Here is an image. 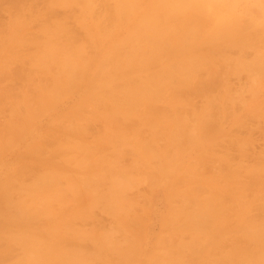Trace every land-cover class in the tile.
Returning a JSON list of instances; mask_svg holds the SVG:
<instances>
[{
  "label": "bare ground",
  "instance_id": "6f19581e",
  "mask_svg": "<svg viewBox=\"0 0 264 264\" xmlns=\"http://www.w3.org/2000/svg\"><path fill=\"white\" fill-rule=\"evenodd\" d=\"M3 1L19 8L7 38L37 47L29 58L47 79L20 93L24 113L0 129V157L21 146L0 174V264H264V147L218 124L234 101L247 105L231 77L244 75L251 101L264 88V40L257 47L242 25L241 0H107L97 16L94 0H46L36 14L45 0ZM68 7L79 8L83 40ZM255 7L252 25L264 28V0ZM72 94L66 116L41 129ZM162 185L167 206L148 248L149 196Z\"/></svg>",
  "mask_w": 264,
  "mask_h": 264
},
{
  "label": "rangeland",
  "instance_id": "374dc122",
  "mask_svg": "<svg viewBox=\"0 0 264 264\" xmlns=\"http://www.w3.org/2000/svg\"><path fill=\"white\" fill-rule=\"evenodd\" d=\"M107 0H94L95 3V15L102 10V4H106ZM50 2V0H48ZM48 2L45 0V2H37L35 6H33L32 14H36L39 10H42L45 8V5L48 4ZM110 5V3H109ZM10 3L7 1H3L0 4V51L2 49L7 50V56L4 58L6 61L3 64L2 61H0V94H2L6 90L11 91V99L9 101H5L1 99L0 97V129H2L3 125L6 123L8 124L10 121H12V116L15 113H19L22 115L24 113V107L21 102L20 93L21 92H27L32 93L34 92V85L43 84L44 80L46 81V77L43 74H40L39 72L36 73V67L33 63V61L29 58V56L36 52L37 47H30L29 49L26 47L19 48L18 44L10 42V39L7 38L8 35L13 30L12 23H13V15L15 14V10H18L19 8L16 7V9L12 10L9 8ZM60 8V7H57ZM2 9V10H1ZM257 8L255 7V0H241L238 7H237V13L239 14L241 18L242 25L247 28V32L251 34V38L253 40V43L258 47L261 44L259 42H262L264 40V33L263 36L259 35L262 31H264V28H261L260 26L255 27L252 25L254 21H252L254 13L256 14L255 10ZM68 12L72 13V16L69 20V26H71L79 36V40L84 39V30L80 28V26L73 19V16L75 14L78 15L79 8L78 7H68L66 9ZM253 12V13H252ZM109 14V13H108ZM25 18L29 17L28 13L23 14ZM244 20V21H243ZM260 21V20H259ZM23 21H21L22 23ZM38 25H34L31 27V30L29 31L30 34L34 33L37 29ZM261 31V32H260ZM26 34V32H25ZM9 50V51H8ZM10 53V54H9ZM18 60H21L22 62H17ZM243 77V78H242ZM40 82V83H38ZM244 82V75L240 77V80L237 79V77H231L229 84L231 85V91L234 93V91H237L242 88V93L239 98V100H243L245 104H247L244 107H240L239 103H236L238 100L234 101L233 105L229 106V114L224 118V120H221L219 126L223 129L229 132L230 135L236 136L239 139H245V138H251L254 140V146L256 147V150H259L264 147V135L261 132L259 133L258 130H254L252 132V129H256V125L264 127V117H258L254 113L251 112V109L253 107L252 103H262L264 104V88L261 91V93L256 94V100L251 101V95L248 92L249 84L247 82ZM38 83V84H37ZM261 89V88H260ZM224 89L222 87H219L215 90L214 95H220L222 94V91ZM263 92V93H262ZM260 95V97H259ZM76 98V95L72 94L65 98V100L58 104L56 108L53 109L52 115L44 116L42 118H39L36 122L39 127L46 125L51 117L58 113L59 111H62V114L66 116L67 112V106L71 105ZM187 96L184 97L186 99ZM204 99L201 97L193 98L190 103H188V106L191 110L199 111V109L202 108V105L204 103ZM252 106H251V105ZM160 108L162 105H159ZM187 108L189 109V107ZM236 106V107H235ZM16 107L19 109L16 110ZM205 108V107H204ZM249 108V109H248ZM188 113V112H187ZM233 116H232V115ZM237 114V115H236ZM189 115V113H188ZM231 115V116H230ZM238 118V119H237ZM251 118V119H250ZM240 120L242 124L244 123V126L240 127L238 125H242L238 122ZM66 122L64 120H60L58 122H55L53 124V129L56 131H60L62 127H64ZM101 123L96 122L95 124L91 125V129L97 130L101 129ZM2 127V128H1ZM249 129H251L249 131ZM251 132V133H250ZM45 132H43V137H40L39 139H43L45 137ZM61 134V133H60ZM146 136L148 137V133L146 132ZM47 137V136H46ZM262 137V138H261ZM88 140H91V136L88 135ZM49 147L47 153L45 155H49L52 152L53 147ZM216 148V147H215ZM21 146L17 145L12 150L6 152L3 154V156L0 157V162H3V165H0V174L7 171V168L4 166L11 162V160L14 158V156L20 151ZM223 149V148H222ZM220 147H217V151H221ZM231 152L233 155L236 154V151L233 147H231ZM126 153H130L129 150L126 151ZM237 159V157H234ZM131 161H133V157L130 154H126L123 158V162L125 164H130ZM218 166V165H217ZM209 171V169H206ZM144 185V186H143ZM138 187V189L142 192L145 189H147V185L143 184ZM141 187V188H140ZM146 187V188H145ZM157 191V192H156ZM165 187L158 186V188L155 189V192L153 195L149 196V201H151V211L149 215V221H147V232H148V241H147V247L151 248V245L154 243L155 238L160 231V224L161 219L164 215V212L166 210V200H165ZM135 192V191H134ZM153 196V197H152ZM256 214V212L254 213ZM97 218H101V220L106 222L107 219L104 215L96 214ZM151 220V221H150ZM108 223V222H107ZM82 228L81 226H79ZM89 228L90 226H85ZM19 254V251H18ZM133 264H142V260H137Z\"/></svg>",
  "mask_w": 264,
  "mask_h": 264
}]
</instances>
